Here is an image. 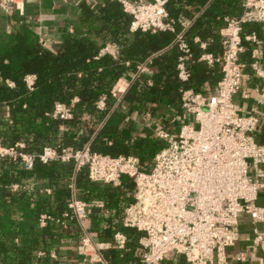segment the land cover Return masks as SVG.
<instances>
[{
	"label": "trees",
	"instance_id": "trees-1",
	"mask_svg": "<svg viewBox=\"0 0 264 264\" xmlns=\"http://www.w3.org/2000/svg\"><path fill=\"white\" fill-rule=\"evenodd\" d=\"M241 1L212 0L186 27V6L202 7L208 0H167L165 22L173 31L142 33L130 31L131 17L117 1L77 0L71 30L55 47L43 46L28 22L12 24L0 34V146L36 156L30 169L20 156L0 158V264H63L61 252L76 249L85 233L110 244L104 251L109 264H141L140 234L123 226L125 209L134 202V181L123 175L118 185H106L90 180L86 168L75 171L73 161L43 163L37 156L44 148L59 154L88 146L93 153L113 158L135 157L138 169L150 172L154 156L167 144L155 134L125 133L126 121L140 116L152 122L167 118L181 122L182 92H215L221 66H208L199 58L202 52L214 58L221 55L217 18L240 17ZM178 35L187 53L179 49ZM106 44L118 47L116 58L99 55ZM182 56H187L186 81L178 77ZM148 61V70L138 72V65ZM27 75L35 76L32 89L24 82ZM125 77L131 82L117 99L113 94ZM56 103L70 107V119L52 116ZM71 186L80 200L94 204L83 220L85 230L67 208ZM43 215L49 219L41 226ZM118 233L125 236L123 249L114 241ZM72 264L84 263L76 256Z\"/></svg>",
	"mask_w": 264,
	"mask_h": 264
},
{
	"label": "built area",
	"instance_id": "built-area-1",
	"mask_svg": "<svg viewBox=\"0 0 264 264\" xmlns=\"http://www.w3.org/2000/svg\"><path fill=\"white\" fill-rule=\"evenodd\" d=\"M115 1L131 17V32L173 31L165 22L167 0ZM23 2L0 0V7H19ZM242 7L241 16L226 18L220 30L221 55L218 58L211 54L201 57L208 65L217 63L221 66L222 76L216 91L209 95L192 90L182 92L181 107L185 120L190 118L192 123H182L177 136L164 130L157 131L156 135L167 145L154 156L150 172H141L135 157L113 158L93 153L88 146L75 152L65 149L59 154L52 148H44L37 156L43 163L52 159L73 161L75 171L86 168L90 180L106 185H118L123 175L134 181V202L125 209L123 226L142 235L139 239L143 250L141 264H161L170 253L184 256L188 264H226L225 250L237 239L238 216L244 213L253 221H264V208L255 205L259 190L264 189V182L259 180L264 173L258 174L259 166L264 165V145L253 139L260 120L254 113L240 115L233 102V96L241 86L244 68L240 61V55L245 51L242 40H257L255 34L242 37V26L264 23V0H243ZM176 39L179 49L187 53L181 36ZM200 46L205 47L204 44ZM99 55L116 58L118 47L106 44ZM186 58L180 57L177 66L182 81L188 78L183 66ZM148 63L138 65V72L147 71ZM252 66L257 70L255 63ZM34 81V75L24 78L28 89H32ZM8 85L12 86L11 83ZM113 96L118 99L119 92ZM103 100L97 103L100 110L104 107ZM52 116L68 120L71 109L56 103ZM6 156H20L26 169L31 168L36 157L0 146V158ZM251 170H256L257 175L251 176ZM71 188L73 194L67 208L71 217L76 218L85 230L83 220L94 204L80 200L73 186ZM48 219L41 216L40 225L44 226ZM259 240L260 235L256 237V241ZM114 241L119 249L124 248L122 234H115ZM109 247V243H96L85 233L77 248L84 264H109L104 256ZM51 257L56 258V254L51 253Z\"/></svg>",
	"mask_w": 264,
	"mask_h": 264
},
{
	"label": "crops",
	"instance_id": "crops-1",
	"mask_svg": "<svg viewBox=\"0 0 264 264\" xmlns=\"http://www.w3.org/2000/svg\"><path fill=\"white\" fill-rule=\"evenodd\" d=\"M211 1L208 0L202 7L198 4L186 6L189 10V18L185 21L186 27H189L192 22L203 14ZM242 3L243 0L241 6ZM77 14V0H24L19 7L14 5H9L6 9L0 7V34L7 31L12 24L28 22L34 26L38 40L43 46L55 47L60 42L64 32L71 30L70 24L75 21ZM226 18L228 17L217 18L220 21L218 25L219 34ZM250 34H255L257 40L248 42L243 39L245 51L240 55V61L244 64L242 81L239 91L233 96V102L240 115L245 116L254 113L259 117L260 121L253 134V139L258 144L264 145V23L245 24L242 37ZM194 41L199 42V39L195 38ZM201 49L204 50L205 47ZM206 54L209 53L202 52L199 60L202 61L201 57ZM254 63L257 65V70L252 66ZM130 82V77H125L122 80L118 89V99ZM168 119L176 122L174 118L152 122L149 117L132 116L126 121L124 131L125 133L133 131L137 135H156L158 130L167 131L163 123ZM183 120H185V116ZM258 171V174L264 173V165H260ZM251 173L252 176L257 175L256 170H251ZM259 180L264 182V177ZM255 205L264 208V189L259 190ZM236 232L237 239L233 246L225 250L226 264H264V221H253L248 214L242 213L237 218ZM258 235L261 236V240L256 241ZM141 236L140 234V238ZM94 241L104 243L95 239ZM76 256L82 260L78 248L62 251L60 261L64 262L63 264H72ZM161 264L188 263L185 261L184 256L170 253L165 256Z\"/></svg>",
	"mask_w": 264,
	"mask_h": 264
},
{
	"label": "rangeland",
	"instance_id": "rangeland-1",
	"mask_svg": "<svg viewBox=\"0 0 264 264\" xmlns=\"http://www.w3.org/2000/svg\"><path fill=\"white\" fill-rule=\"evenodd\" d=\"M184 122L192 123V119L189 118L188 120H183L181 122H172L170 119H168L167 121H165V123H163V125L166 126V130L168 132H170L172 135L177 136L179 127ZM251 176H252V173H251Z\"/></svg>",
	"mask_w": 264,
	"mask_h": 264
}]
</instances>
